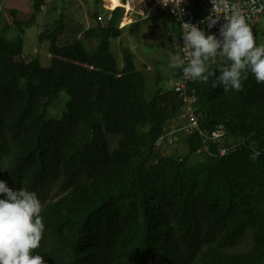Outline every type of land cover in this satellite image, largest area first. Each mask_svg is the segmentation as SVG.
Returning <instances> with one entry per match:
<instances>
[{"label": "trees", "instance_id": "trees-1", "mask_svg": "<svg viewBox=\"0 0 264 264\" xmlns=\"http://www.w3.org/2000/svg\"><path fill=\"white\" fill-rule=\"evenodd\" d=\"M45 4L32 0L25 22L9 12L12 40L0 10V181L39 193L41 182L60 178L61 195L40 213L45 228L33 255L45 264H264V83L249 73L241 90L224 92L214 84L230 62L211 58L215 75L190 88L199 129L210 135L222 126L218 146L243 145L223 157L214 148L202 155L197 134H180L186 155L174 157L156 144L183 104L159 77L147 100L126 48L118 66L110 46L121 37L122 8L71 45L58 44L61 21L45 30L39 39L49 43L48 68L38 59L17 61L24 29ZM98 17L96 10L91 18ZM89 40L96 41L91 51ZM61 93L66 111L49 119ZM248 230V249L225 250Z\"/></svg>", "mask_w": 264, "mask_h": 264}, {"label": "rangeland", "instance_id": "rangeland-1", "mask_svg": "<svg viewBox=\"0 0 264 264\" xmlns=\"http://www.w3.org/2000/svg\"><path fill=\"white\" fill-rule=\"evenodd\" d=\"M97 0H46L42 12L37 16L36 22L29 28L24 29L23 33V53L17 58V61L30 62L38 59L42 68H48L50 65V55L48 53L49 43L46 39L40 40L45 30L52 31L56 23L61 21L64 26L62 36L58 39L59 45H71L75 41L82 40L83 33L86 30L95 28L97 23L105 26L111 11L102 7L100 0L99 7ZM130 1V0H129ZM124 5V2H121ZM135 3V0L130 1ZM32 0H0V10L2 14L1 27H7L11 32L6 33V38L13 39L17 32L12 29L9 12L15 10L17 19L25 22L29 20ZM122 8V7H120ZM98 11L99 21L92 17L95 11ZM123 13L125 10L122 8ZM139 15L133 14L136 22L129 23L123 28L121 37L111 41L110 50L119 67L122 66V50L126 48L134 57V64L139 72L145 78V98L150 100L156 91V81L159 77L163 90L171 89L179 72V68H171L170 62L174 55L179 54L177 46L176 31L173 30L171 21L161 14L148 17L146 20H140ZM123 23V22H122ZM257 45L264 43V20H262L253 31ZM95 40L85 41L88 51L94 49ZM69 98L61 93L55 105L47 112L49 119H58L66 111ZM179 120L174 119L172 124L176 127ZM179 135L175 138L173 147L167 149V153L174 157H184L186 148L183 145ZM108 141L111 147L114 146L115 138L109 137ZM202 154V153H198ZM203 155V154H202ZM197 160L199 158L195 156ZM195 159V158H194ZM59 177H52L40 183L39 193L35 192L42 204L46 201L56 200L61 192L59 190ZM252 231H246L233 244L226 246L228 252H240L246 250L251 245Z\"/></svg>", "mask_w": 264, "mask_h": 264}, {"label": "clouds", "instance_id": "clouds-1", "mask_svg": "<svg viewBox=\"0 0 264 264\" xmlns=\"http://www.w3.org/2000/svg\"><path fill=\"white\" fill-rule=\"evenodd\" d=\"M159 2L163 7L171 4V11L177 17L184 15V0ZM220 2L227 7L225 0ZM219 20V17H209L207 26L211 28ZM181 27L182 47H179L180 54L171 58L170 67L182 68L186 80L207 83L209 77L215 75L209 70L208 62L220 55L230 63L220 70L214 87L220 86L224 92L239 91L249 73L257 83H264V43L257 46L245 16L235 6L220 25L219 38L206 35L204 30L191 23L182 22ZM258 155L253 150L251 158ZM41 211L42 204L36 193L24 188H10L0 181V264H45L41 255H33L40 247L45 228Z\"/></svg>", "mask_w": 264, "mask_h": 264}, {"label": "built area", "instance_id": "built-area-1", "mask_svg": "<svg viewBox=\"0 0 264 264\" xmlns=\"http://www.w3.org/2000/svg\"><path fill=\"white\" fill-rule=\"evenodd\" d=\"M130 1L126 0L124 3L130 5V9H124L125 12L118 24V29L127 27H123L122 22L125 20L131 24L135 23L136 19L133 18V14L141 16L140 20H146L152 15L163 13L177 28L176 32L178 36H176V40L178 49L182 47V22L194 24L200 27L201 30H204L206 35L213 34L219 38L220 25L231 15L233 6L245 16L252 32L256 26L264 20V0H225L227 7H225V4L221 3L220 0H184L182 4L184 15L180 18L171 11L173 7L171 4L167 7H163L159 0H135V3H130ZM209 17H219L220 20L216 25L209 28L206 23ZM186 63L187 62H185L184 66H186ZM192 82V80H186L184 78L182 68H179V72L177 73V77L171 89L177 99L183 104L182 112L178 118L180 123L177 124V127L168 125L165 128V134L158 140L156 147L161 150L163 148H171L175 144L176 136L180 134L185 136L197 134L203 143L202 149L197 153L207 155L210 149L214 148L216 154L223 157L228 153L235 152L238 146L241 147L243 145L242 142H240L237 147H222L217 145V142L224 137L222 126H217L210 135L199 129L200 121L196 114L197 100L195 96L191 94L190 90ZM162 157H164V155H162Z\"/></svg>", "mask_w": 264, "mask_h": 264}, {"label": "bare ground", "instance_id": "bare-ground-1", "mask_svg": "<svg viewBox=\"0 0 264 264\" xmlns=\"http://www.w3.org/2000/svg\"><path fill=\"white\" fill-rule=\"evenodd\" d=\"M104 6L107 10L109 11H113L116 8H120L122 7L123 9H130V5H126V4H122L121 0H103ZM130 22H128L127 20H125L123 22V27L127 26Z\"/></svg>", "mask_w": 264, "mask_h": 264}, {"label": "crops", "instance_id": "crops-1", "mask_svg": "<svg viewBox=\"0 0 264 264\" xmlns=\"http://www.w3.org/2000/svg\"><path fill=\"white\" fill-rule=\"evenodd\" d=\"M52 1V0H51ZM47 4V3H46ZM16 190H18V189H16Z\"/></svg>", "mask_w": 264, "mask_h": 264}]
</instances>
